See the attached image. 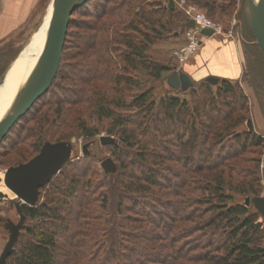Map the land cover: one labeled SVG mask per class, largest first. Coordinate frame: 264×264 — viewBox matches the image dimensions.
<instances>
[{
    "label": "trees",
    "instance_id": "trees-1",
    "mask_svg": "<svg viewBox=\"0 0 264 264\" xmlns=\"http://www.w3.org/2000/svg\"><path fill=\"white\" fill-rule=\"evenodd\" d=\"M133 1H137L135 6L131 2L128 4L127 0L113 5L125 7L127 29H131V32L118 34L123 50L119 48L120 54L117 56L121 64L114 76L116 94L110 97L105 90H97L100 95L95 107L100 116L109 118L118 126L119 131L108 130L110 135H117V141L125 148L135 149V156L141 162V156L145 159L147 155L153 161L148 169L134 174L131 167H118L112 160L115 166L113 173L117 174L119 185L114 191L96 192L95 198L94 191L84 189L77 210L71 205L78 191L76 178H70L69 184L57 183L38 204L20 206L25 220L18 239L6 257V264H85V258L88 264H264V217L252 204L245 203L246 197L260 196L264 191L259 173L264 137L248 127L244 132L234 131L244 120L247 123L250 119L243 106L244 94L240 93L238 100H241V104L238 107H231L224 115L209 114L204 111V102L214 103L210 90L212 85L216 84L217 93L221 95L235 96L236 91L232 80L219 79L214 84L202 80L193 82L186 89L201 87L207 96L202 103L192 104L180 100L178 96L163 95L154 106L153 85L143 86L130 73L142 67L146 75L157 81L163 72L173 70L170 60L163 62L154 59L148 50L156 40L177 36L187 17L179 19L180 11L175 7L169 8V0L158 1L160 16L151 14L153 2L150 0ZM193 1L210 12L215 8L231 7L235 2ZM244 1L239 10L242 14ZM87 2L76 10L85 11L83 6ZM106 13V9L98 12L99 17ZM139 22L144 23L145 29L138 28ZM63 57L64 53L61 60ZM12 58L2 65L0 75ZM168 75L165 76V83ZM80 80L77 78L76 81ZM126 90H129L128 95L125 94ZM121 107H133L146 115L128 131V136H124L126 120L114 110ZM161 114H166L165 121ZM175 120L185 127L178 129L177 133L173 126ZM154 121L159 123L160 136H174L178 145H186L184 136L187 132L191 137L190 148L173 156L175 161H184V171L181 182L170 190L156 178L157 172L162 169L159 168L162 155L158 149L163 142L159 135L153 132L149 134V127ZM198 126L202 129L200 152L206 157L204 161L202 157L196 161L190 159L199 136ZM136 129H140V132L136 133ZM41 131L43 124L35 134L40 135ZM94 134L89 133L90 136ZM225 139L235 140L237 147H227ZM115 142L116 139L106 144ZM217 146L230 147V150L225 153L219 149L214 157L212 151ZM213 158L215 161L209 162ZM51 179L40 188V193ZM81 184L84 185V180ZM89 186L87 181L86 188ZM163 187L167 190L161 192ZM162 193L170 195H165L164 203L168 204L165 208L171 206V210L175 209L172 215L168 212L165 214L168 222L152 218L153 214H160L155 209L153 214L142 208L136 210L138 204L141 207L143 204L145 208L152 207L149 198ZM238 195L242 196L241 200L237 199Z\"/></svg>",
    "mask_w": 264,
    "mask_h": 264
},
{
    "label": "rangeland",
    "instance_id": "rangeland-1",
    "mask_svg": "<svg viewBox=\"0 0 264 264\" xmlns=\"http://www.w3.org/2000/svg\"><path fill=\"white\" fill-rule=\"evenodd\" d=\"M118 1L120 0H88L87 5L83 6V9H86L85 11L82 12V9H75L71 13L70 22L72 23L69 22L67 27L62 49L64 57L60 60L59 72L57 71L49 89L16 122L1 141L0 217L9 218L13 222L18 220V214L10 204V199L14 198V193L3 182L5 169L20 161L26 162V160L38 151L39 146L45 141L55 142L58 140H68L71 141L73 148L70 160L63 166L61 172L59 171L52 177L49 182L50 184L42 188L36 204L45 199L46 194L57 183L69 184L70 178L78 179L77 181L79 183L78 191L73 196V201L71 202V205L76 210L78 209L77 207L79 206L81 197L84 196V189L94 191V198L95 196L97 197L98 193L96 192L100 190L114 191L119 185L117 174L111 172L106 173L100 166V162L108 156L114 160L118 167H131L134 174L139 173L141 169H148L150 163H152L153 160L148 155L145 159L141 156L143 161L141 162L135 156L137 153H135V149L125 148L120 141H117V135H110L108 130L119 131L118 126L110 121L109 118L103 115L100 116L96 112L95 106L100 95L97 90H105L106 94L110 97H114L116 94L114 90V76L118 65L121 64L117 56L120 54L118 51L119 48L123 50L119 44L121 41L118 39V34L119 32L126 34L131 32V29H127L128 15L124 12L125 7L113 6ZM127 1L128 4L131 2L132 6L137 4V1ZM150 1L153 2L150 6L152 8L151 14L160 16L157 3L161 0ZM50 2L51 0H0V68L6 61L13 57L9 61L10 63L18 55L23 45L44 28L43 22L49 18L51 13H49ZM241 6L242 0H235L231 4V7H223L222 9L215 8L213 12H210L193 0H174V7L180 11L179 19L199 12L209 19L215 27L220 29V33L217 34L218 39L236 41L243 51V79L240 82L237 80L233 81V86L236 91L235 96L218 94L216 84H214L210 89L214 96V103L212 104L211 101L204 102V111L209 114L220 113L224 115L231 107H238L241 104V100H238V98H241L240 93H242L245 98L243 106L247 109L246 115L250 118L253 130L255 131V129L259 130V128L255 126V123L253 124V119H264V55L258 48L254 36L251 34L244 12L243 14L239 12ZM105 9L108 10V13L99 17L98 12H104ZM96 24H98L97 29ZM137 26L140 29H145L144 23L139 22ZM134 36L140 38L137 34ZM203 37L201 36L202 40L204 39ZM170 38L173 37L156 40L149 47L148 51L154 59L163 62H169L170 60V65L176 69L177 65L172 59V51L176 46L173 47L175 41H171ZM183 38L184 42L182 43L185 44L187 38L186 36ZM199 46L201 45L196 46L189 58L196 53ZM186 61L178 64V66L181 67ZM172 71L174 69L163 72L161 78L157 81H153L151 77L146 75L142 67L130 74L137 78L138 81H141L145 87L153 85L154 106L163 95L178 96L180 100H186L192 104L194 102L202 103L207 98L205 92L199 86L195 89L191 87L185 91L170 88L164 79ZM77 78L81 80L76 81ZM126 93L128 95L129 90H126ZM114 110L127 122V126L124 129L126 130L124 136H128V131L132 127H135L137 122H141V117L146 116L143 111L133 107L114 108ZM45 118L48 119L43 121ZM161 118L165 121L167 119L166 114H161ZM42 124V133L36 135L37 129L39 131V126ZM173 126L176 128V133L178 129L185 128L184 124L177 120L174 121ZM245 130H247L246 120L238 125L234 131L244 132ZM149 131V134L153 132L159 135L163 142L162 146L158 149L162 155L159 164V168L162 169L157 172L156 178L169 190L173 189V187L181 182L183 178L182 171H184V161H175L173 156L176 157L184 152V150H187V148H190L189 143L191 137L189 132L184 136V141L186 142L184 146L183 144L178 145V141L174 136H160L158 122H152ZM198 131L199 136L196 140V147L190 153V159L192 161H196L197 158L200 159L201 157L202 161L206 159L200 152L202 138V129L200 126H198ZM91 132L95 134L90 136L89 133ZM139 132L140 129H136V133ZM107 135L114 136L116 142L113 144H102L99 140L100 136ZM224 143L227 144V147L228 145H232V149L237 147L233 139H225ZM84 144H87L85 147L86 155L82 153V146ZM227 147L220 148L217 146L214 149L212 148L213 156H216L217 152L220 151L219 149H222L225 153L228 152L230 147ZM262 150L263 156L259 164V173L261 176L260 181L264 185V166H261L264 163V145L261 148ZM213 160L214 158L209 159V162ZM83 180L84 185L81 184ZM87 181L90 186L86 188ZM167 188L165 189L163 187L161 192L166 191ZM165 195L162 193L161 195L152 196L154 198L157 197L155 199L152 197L151 199L149 198L152 201V204L150 203L152 207L145 208L143 204L142 207L138 204L136 210L142 208L141 210L146 209L149 214H153L152 212L155 209L160 214H153L152 218L155 217L157 221L161 219L168 222L165 214L168 212L167 214L172 215L175 209L173 208L171 210V206L170 208H165L168 205L164 203V199L168 196ZM241 197V195H238L237 199L241 200ZM161 214L164 216L161 217ZM162 229L164 230V228ZM7 240V232L3 228V225L0 224V253ZM85 261H87L86 258L83 262L88 264Z\"/></svg>",
    "mask_w": 264,
    "mask_h": 264
},
{
    "label": "water",
    "instance_id": "water-1",
    "mask_svg": "<svg viewBox=\"0 0 264 264\" xmlns=\"http://www.w3.org/2000/svg\"><path fill=\"white\" fill-rule=\"evenodd\" d=\"M86 1L60 0L59 9L46 27L42 48L22 85L17 103L0 118V143L16 122L51 86L60 64L71 13ZM167 6L173 8L174 0H169ZM243 12L256 44L264 53V0H245ZM187 28H194V21L191 18L185 20L176 34H183ZM199 31L205 36H210L213 33L210 28H201ZM206 80L212 84L218 81L216 77H207ZM166 83L171 88L186 90L193 82L184 72L174 70L167 76ZM246 125L250 130L253 129L250 119L247 120ZM99 140L102 144H106L114 142L115 139L112 136H100ZM86 145L82 146L83 154H86ZM72 148L71 141H46L32 158L5 169L3 182L14 193V198L10 203L15 204L19 220L14 223L8 218L4 225L8 229L9 235L0 253V264H6V257L18 239L19 230L24 223L25 218L20 212V205H33L37 202L39 188L45 185L70 160ZM100 166L107 173L115 172L114 163L109 156L100 162ZM245 203L252 204L264 217V195L246 197Z\"/></svg>",
    "mask_w": 264,
    "mask_h": 264
},
{
    "label": "crops",
    "instance_id": "crops-1",
    "mask_svg": "<svg viewBox=\"0 0 264 264\" xmlns=\"http://www.w3.org/2000/svg\"><path fill=\"white\" fill-rule=\"evenodd\" d=\"M183 37V34H178L170 38L171 41H175L173 47L182 45V42H184ZM200 45L191 58L181 67L177 65L174 70L184 72L192 82L206 80L207 77H216L218 80H237L239 82L243 79V51L236 41L220 40L218 35L215 34L204 36ZM254 123L259 130H262L255 129V131L264 137V119L255 118L253 119ZM262 194L264 195V191Z\"/></svg>",
    "mask_w": 264,
    "mask_h": 264
},
{
    "label": "bare ground",
    "instance_id": "bare-ground-1",
    "mask_svg": "<svg viewBox=\"0 0 264 264\" xmlns=\"http://www.w3.org/2000/svg\"><path fill=\"white\" fill-rule=\"evenodd\" d=\"M59 5L60 0H51L49 9V13H51L49 18L43 22L44 28L41 29L40 33H37L23 45L18 55L14 57L6 70H4V73L1 74L0 118L17 103L18 94L22 88V85L24 84V81L34 64V61L42 48L46 27L50 19L58 11Z\"/></svg>",
    "mask_w": 264,
    "mask_h": 264
},
{
    "label": "built area",
    "instance_id": "built-area-1",
    "mask_svg": "<svg viewBox=\"0 0 264 264\" xmlns=\"http://www.w3.org/2000/svg\"><path fill=\"white\" fill-rule=\"evenodd\" d=\"M201 15L205 17L203 14L199 12L193 15L190 14L187 17V18H191L194 21V28L185 29L183 35L186 36L187 38L186 43L174 48L172 51V58L174 59L177 65L186 61L189 58V56L193 53L196 46H198L201 43L202 41L201 36H205L200 33L199 30L201 28H210L213 32L212 34L220 33L219 32L220 29L218 27H215L212 23L210 24V26H205L201 21H199L197 17ZM207 20L210 21L209 19ZM261 166H264V163H262Z\"/></svg>",
    "mask_w": 264,
    "mask_h": 264
},
{
    "label": "flooded vegetation",
    "instance_id": "flooded-vegetation-1",
    "mask_svg": "<svg viewBox=\"0 0 264 264\" xmlns=\"http://www.w3.org/2000/svg\"><path fill=\"white\" fill-rule=\"evenodd\" d=\"M41 188V187H40ZM40 188H39V193H40ZM10 201H11V199H10ZM13 207H14V209H15V211H16V208H15V204L14 203H10ZM22 205H24V204H21L20 206H22ZM27 205V204H26ZM20 212H21V210H20ZM16 213L18 214V220H19V213L16 211ZM22 213V212H21ZM7 219L8 218H2V217H0V224H2L3 225V228L5 229V231L7 232V236L9 235V231H8V229H6L5 227H4V225L6 224V221H7ZM11 220V219H10ZM17 220V221H18ZM16 221V222H17ZM16 222H14V223H16Z\"/></svg>",
    "mask_w": 264,
    "mask_h": 264
},
{
    "label": "clouds",
    "instance_id": "clouds-1",
    "mask_svg": "<svg viewBox=\"0 0 264 264\" xmlns=\"http://www.w3.org/2000/svg\"><path fill=\"white\" fill-rule=\"evenodd\" d=\"M197 19L199 21H201L205 26H210L211 21H208L205 17H203L202 15L197 17Z\"/></svg>",
    "mask_w": 264,
    "mask_h": 264
}]
</instances>
